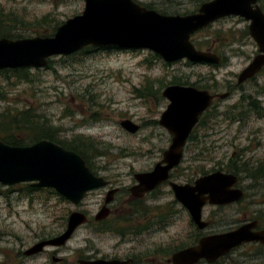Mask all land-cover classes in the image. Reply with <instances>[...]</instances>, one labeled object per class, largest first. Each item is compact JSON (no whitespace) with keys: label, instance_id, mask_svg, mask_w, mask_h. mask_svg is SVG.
<instances>
[{"label":"rangeland","instance_id":"374dc122","mask_svg":"<svg viewBox=\"0 0 264 264\" xmlns=\"http://www.w3.org/2000/svg\"><path fill=\"white\" fill-rule=\"evenodd\" d=\"M138 1L157 9L163 7L161 0ZM189 2L187 0L185 4L188 8L193 9L197 5ZM83 7L82 0H0V13L12 12L19 20L20 25H14L15 31L31 36L35 35L34 31L50 29L72 14L82 11ZM47 12H51L52 20L47 18L41 21L44 27H37L33 31L32 28L38 23L36 17ZM23 28L30 30L24 31ZM241 35L230 19L213 24L194 36L196 41L201 40V45L211 44L228 58L227 63L215 66L187 63L186 60L166 64L161 58L155 57L154 52L144 48H93L67 56H53L47 67L27 68L31 79L29 82L12 77L11 73L9 77L0 73V89L5 94L4 98H0V112L8 105L17 108L33 107L43 112L50 119L51 125L60 128L61 133L56 137L61 141L71 143L78 136L93 141V150H98L95 156H101L98 161L109 162L118 173H126L129 166L138 170L157 159L159 146L152 145L158 144L160 139L169 134L159 124L164 107L158 94L149 95L154 92L150 90L151 85L155 90L160 85L159 80L176 77L195 81L197 77L210 75L219 84V92H224L227 79H235L234 74H238L246 65L254 49L252 39L247 38L242 42L244 37ZM229 101H223L213 120L214 129L210 131V139L214 141V148L209 145V151L206 149L203 153L215 161L232 154L244 155L241 146L231 144L225 136L227 131L233 132L240 124L236 121L231 124L227 120L229 114L236 116V113L226 110ZM124 116H130L139 125L136 133L126 131L118 123ZM206 142L209 143L208 138ZM199 151L192 147L185 149L180 166L190 167L191 172L193 166L210 167V159L201 163L193 162V156L199 155ZM129 181V177H125L124 182ZM22 184L0 185V220L8 225L9 230L18 234L25 245L32 243L36 232L48 230L50 208L51 232H58L60 217L65 212L87 208L90 213H95L104 192L98 191L102 195L86 196L82 204H73L52 190L51 193L38 190L25 194L20 190ZM170 198L172 195L167 196V200ZM192 228L187 212L181 211L167 229L151 230L142 236V241L161 243L166 247L165 255L169 256L175 247L189 242L188 235ZM92 230L89 225L76 229L58 256L67 257L74 249L79 251L86 246L90 249L98 248L103 253L111 251L110 246L118 238L106 233H94ZM12 246V242L7 243L8 251ZM38 258L42 262L44 256ZM160 260L165 261L164 258ZM29 264H34V260H30Z\"/></svg>","mask_w":264,"mask_h":264},{"label":"water","instance_id":"95a60500","mask_svg":"<svg viewBox=\"0 0 264 264\" xmlns=\"http://www.w3.org/2000/svg\"><path fill=\"white\" fill-rule=\"evenodd\" d=\"M255 2L211 0L201 4L196 13L168 15L134 0H84L83 10L63 21L52 35L0 37V70L47 67L49 58L67 56L86 46L144 48L168 62L186 58L192 62L218 63L219 58L215 54L196 49L190 37L214 20L234 14L252 20L250 34L261 51L239 72L238 80L242 81L264 65V15L259 9L252 8L251 4ZM163 94L169 103L160 114L159 124L172 134V142L164 150L162 161L152 171L135 174L140 192H146L168 178L169 170L180 163L191 128L213 98L206 90L183 85H169ZM120 125L130 133L139 129V125L131 119L120 121ZM225 177V174L217 171L199 177L191 185L171 183L175 198L187 208L199 227L206 225L201 220V207L207 200L225 203L240 196V193L232 194L218 187V181ZM19 183H29L36 188H52L71 203L78 204L86 192L105 185L106 181L94 175L79 153L54 141L41 139L28 145H10L0 140V185ZM100 213L105 214L104 211ZM86 221V214L79 210L72 211L61 234L36 242L25 250V254L38 253L47 244H65L74 230ZM249 227L243 225L232 231L204 236L197 244L173 253L171 262L194 264L200 258L214 261L241 243L264 241V231L253 232ZM78 264H118V260H82Z\"/></svg>","mask_w":264,"mask_h":264},{"label":"flooded vegetation","instance_id":"af4514ba","mask_svg":"<svg viewBox=\"0 0 264 264\" xmlns=\"http://www.w3.org/2000/svg\"><path fill=\"white\" fill-rule=\"evenodd\" d=\"M135 1L145 7L151 6L138 0ZM161 1V5L163 6L161 9L154 8L153 6L147 8L155 9L158 12L162 11L160 13L168 15H186L196 13L201 4L211 0H190L189 3H197L193 9L188 8V5L185 6L187 0ZM251 6L253 9H259L264 15V0H256ZM47 18H51L52 20L51 12H47L41 17H36L38 23L32 28L33 31L37 27H44L41 21L43 19L47 20ZM230 19L233 26L242 33L241 37H244L242 42L247 38L252 39L254 42V49L246 65L242 69L249 65L251 61L261 53L260 46L250 34L252 20L247 19L245 16L234 14L214 20L208 26L194 32L190 37L196 49L215 54L219 58L218 63L192 62L186 58L180 60H186L187 63L212 66L227 63L229 60L226 56L219 53L215 47L210 46L211 44L201 45V40L196 41L194 36L200 34L213 24H217L223 20L229 21ZM65 20L53 25L50 29L43 28V31H34L33 33L41 36L52 35L57 26ZM50 59L51 58H49V61ZM161 59L166 64H173L180 61L168 62L163 58ZM238 75L239 73L234 74L233 77L235 79H227L223 87L225 89L224 92H219V84L210 77V75H207L205 77H197L198 79L195 81L178 79L176 77H173L171 80H159L160 85H157L155 90L152 89L151 85L150 90L154 92L149 93V95L158 94L160 96L164 107L163 111L169 103V99L163 92L169 85L192 86L199 90H206L209 94L213 95L209 106L199 114L197 122L191 128L183 146L182 159L184 158L185 149L188 147L200 149L199 155L195 154L192 158L193 162L196 161L198 163L210 159V157H206L203 153L204 150L208 149L209 145H212L214 148L212 143L214 141L210 139V131L214 129L213 120H215L216 111L220 110L219 107L223 101L228 102L231 100L226 105V110L236 113V116L233 117L232 114H229L227 120L231 122V124L235 123L234 121L240 124L233 132L227 131L225 136L229 139L231 144H238L241 146V149L244 151L242 154L244 155L240 154L236 156L232 154L223 157V160L220 159L219 161H215L213 158L210 159L212 160L210 167L208 165L193 166L192 172L189 171L190 167L183 168L180 166L181 159L178 165L169 170L168 178L160 181L146 192H140V187H137L139 183L135 178V174L150 172L158 162L162 161L164 150L167 149L172 142V134L169 133L165 127L164 128L169 134H167L166 138L160 139L158 144L153 143L152 145L155 147L159 146L157 159L152 160L147 166L138 170L134 169L133 166H129V170L126 173H118L115 171L116 167L109 165V162L98 161L101 156H94L91 158L90 162H85L94 175L103 177L106 184L86 192L84 198L90 194L99 195L100 193H98V191L104 190L103 195L100 194L103 199H101L98 210L95 213H90L87 208H80L79 211L86 214L87 221L79 225L76 229L82 226L88 227L89 225L94 233L115 235L118 240L110 246L111 251L103 253L98 248L94 247L90 249V247L86 246L79 251L74 249L67 257L58 256V254L62 252L65 243L59 246L47 244L44 246L43 250L38 253L31 255L25 254V250L36 242L51 239L61 234L66 229L68 217L72 211L68 210L60 217V230L58 232H51L50 208V226L48 230L36 232L30 245H25L21 237L9 230L8 225L0 220V264H29L30 260H34V264H78L82 260H118V264H173L170 259L173 253L197 244L199 239L204 236L232 231L243 225H250L249 228L253 232H263L264 65L255 74L242 81L238 80ZM124 119L132 120L130 116H124L118 123L120 124V121ZM58 133L60 135L61 132L58 131ZM207 138L209 139V143L206 142ZM217 171L226 175L224 180L218 181V187L223 191H230L232 194L240 193V196L225 203H213L207 200L201 207V220L206 222V225L204 227H199L198 224L192 220L187 208L175 198L171 183L191 185L194 184V181L199 177L206 174H214ZM227 175L230 176L228 177ZM127 176L130 181L124 182ZM168 195H172V198L169 200H167ZM102 211L105 212L104 216L100 213ZM181 211L187 212L193 227L192 232L188 235V243L175 247L176 249L172 251L169 256H166V247L162 246L161 243L156 244L150 240L142 241V236L150 233L151 230L162 231L167 229L173 222L177 213ZM9 242H12L13 246L8 251L7 243ZM42 255L44 256L42 259L43 261L39 262L40 259L38 257ZM162 258L165 259L164 262L160 260ZM194 264H264V241L250 240L234 246L227 253L214 261L200 258Z\"/></svg>","mask_w":264,"mask_h":264},{"label":"trees","instance_id":"16d2710c","mask_svg":"<svg viewBox=\"0 0 264 264\" xmlns=\"http://www.w3.org/2000/svg\"><path fill=\"white\" fill-rule=\"evenodd\" d=\"M42 21H46V19H43ZM21 23L24 26L23 19H21ZM15 24L20 25L19 20L12 14V12L0 13V37L21 38L31 36L24 35L21 31L16 32L14 27ZM23 30L30 29L23 28ZM86 49H93V47L88 46L83 50ZM154 56L161 58L158 54H154ZM0 73L6 77H9V74L11 73L12 77H17L18 79H23L27 82L31 80L29 78L30 73L28 72L27 67L4 69L1 70ZM4 97L5 94L2 89H0V98ZM59 130L60 128L51 125L50 119L43 112L36 111L33 107L27 106L25 108H17L8 105L0 112V140L6 144L28 145L41 139H47L54 141L67 149L76 151L87 163L90 162L92 157L98 154L97 149L93 150V148H95L93 141L80 139L78 136L73 138L71 143H66L56 137V135L58 136ZM22 185L23 186H21L20 190L25 194L38 190L48 191L50 193L52 190V192H55L57 195L59 194L52 188H36L32 187L29 183H23ZM60 198L63 200L65 199L61 195Z\"/></svg>","mask_w":264,"mask_h":264}]
</instances>
